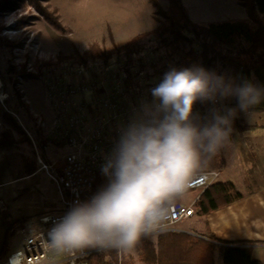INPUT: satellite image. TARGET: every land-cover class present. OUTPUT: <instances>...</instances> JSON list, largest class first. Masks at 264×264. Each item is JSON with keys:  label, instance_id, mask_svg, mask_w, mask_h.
<instances>
[{"label": "clouds", "instance_id": "9594fccd", "mask_svg": "<svg viewBox=\"0 0 264 264\" xmlns=\"http://www.w3.org/2000/svg\"><path fill=\"white\" fill-rule=\"evenodd\" d=\"M150 91L153 101L123 128L101 167L107 183L47 230L49 251H132L142 239L164 231L176 200L230 144L238 112L264 103V88L236 84L199 66L170 69ZM230 97L236 107L194 111L198 101L216 105Z\"/></svg>", "mask_w": 264, "mask_h": 264}, {"label": "trees", "instance_id": "16d2710c", "mask_svg": "<svg viewBox=\"0 0 264 264\" xmlns=\"http://www.w3.org/2000/svg\"><path fill=\"white\" fill-rule=\"evenodd\" d=\"M153 8V17L157 21L156 27L149 31L132 37L122 45H115L109 49H101L100 45L92 42L82 52H76L77 63L100 59L107 63L112 57L122 59V71L127 78L125 83L134 84L136 73L145 67L147 58L143 53L154 54L163 50V56L156 59L161 62L160 71L154 67L160 75L170 69L192 68L194 66L224 76L226 79L241 84L245 81L264 88V0H237L246 12L245 19H227L206 23H196L189 20L186 8L181 0H166L167 4L162 7L157 0H147ZM39 13L50 18L53 25L59 27V23L41 6L37 0H27ZM19 5L18 0H0V14L5 9H11ZM111 32H108L110 36ZM151 36L153 45H148L142 40L143 37ZM111 38V36H110ZM111 42L112 38H111ZM153 57V56H151ZM150 57V58H151ZM176 57V58H175ZM176 59L171 64L172 59ZM151 60V59H150ZM153 60V59H152ZM155 66V63H150ZM136 67V72L131 68ZM167 68V71H163ZM134 75V76H132ZM145 75V74H144ZM163 75H160L163 77ZM160 77V80L162 79ZM2 92L7 98L14 97L11 102L5 99L10 111H20L26 108L17 92L14 81H10L0 72ZM232 103L237 105V100L232 97ZM200 103V102H199ZM253 111H264V103L256 106ZM250 110V111H252ZM11 120L16 119L9 113ZM107 183V177L98 173L93 179L92 196ZM230 180L217 181L201 193L195 202L197 215H205L222 206L228 205L245 194L239 192ZM8 223V229L11 225ZM12 229V228H11ZM216 238L209 235L195 236L183 231H165L156 236L155 241L142 239L139 247V259L145 264H214V252L219 250L222 264H259L252 257V241L241 240L228 242V245H218ZM7 244L0 252V260L7 253ZM66 264V263H60ZM86 264H133L118 250H99L86 257Z\"/></svg>", "mask_w": 264, "mask_h": 264}, {"label": "rangeland", "instance_id": "374dc122", "mask_svg": "<svg viewBox=\"0 0 264 264\" xmlns=\"http://www.w3.org/2000/svg\"><path fill=\"white\" fill-rule=\"evenodd\" d=\"M37 1L41 6L45 7L47 12L51 13L59 23V27L53 25L50 18L39 13L33 5L27 3V0H18L19 5L11 9H5L0 14V72L10 81H14L17 92L21 95V100L26 108L25 113L23 108L19 109L22 112H20L22 114L20 117L23 120L26 114L28 116L33 114V119L36 116V114L34 115L35 109L33 104H31L28 97L30 91L37 95L43 91L66 92V89L74 88L81 83H89L92 80V75L94 74L78 76L75 72V65L78 64L76 52H82L92 42L98 43L101 49H109L114 42H111L110 36L107 35L111 29L116 32L114 35L116 36L115 44L120 43L122 40L124 41V39H129L133 34L142 29H149L151 21L148 19V15L151 9L153 10L152 5L147 0ZM157 1L162 7H165L167 4L166 0ZM182 3L187 7L191 19L236 18L245 12V8L239 5L237 0H182ZM196 15H199V18ZM150 37L142 38L148 47L153 45L152 40H149ZM163 54V50L154 52L153 55L147 53V51L143 53V56L148 57L145 60L147 61L145 67L141 72L136 73V77H133L134 81L143 77V73L146 72L148 74V78H143L142 82H140L139 87H142L140 88L142 90L131 83L128 89L125 87V82L124 84L121 83L120 90L125 92L126 88L127 97L125 95V100L129 103L128 107L137 98L144 100L146 103L152 101L153 97L149 89L151 90L153 88L152 85L159 82L160 79V75L155 74L153 69L156 67L160 71L161 62L156 59L162 57ZM175 58L171 60V64L174 63ZM110 61L113 62L112 68L114 72L118 73L122 71L123 61L121 58L117 59V57H114ZM151 62H156V65L151 66ZM131 70L134 74L136 67H132ZM163 71H167V68H164ZM102 74V69L97 70V78H100ZM56 76H59V79ZM0 82V92H2L3 83L1 80ZM105 88L108 91V85ZM86 92L95 91L88 90ZM6 100L15 101L14 97H9ZM26 100H29L30 103H27L28 101ZM232 100V97H230L223 101H218L216 105H212L211 103L201 104L198 101L194 105V111L205 114L212 107L232 105ZM0 104L7 106L3 97H0ZM108 111L110 110H105L103 106H101L100 111L96 109L97 114L100 115L108 116V114L117 112V110L112 113ZM131 114L129 115V120L138 118L143 113L142 111H138L136 113L131 112ZM120 118L117 117V120L113 121V126L122 125ZM39 119L43 121L41 117L36 116V120L38 121ZM246 120L245 118L242 121L246 122ZM261 120H263L262 117L255 119V121ZM238 158L235 156L234 162H232V165H229V174H231L230 177H232L239 187L243 178L245 179L246 177L243 174L245 163L240 160L241 156ZM218 166L220 167V162L218 161V155H216L203 170L215 169L216 171L218 170ZM258 171L260 172V170ZM219 178L224 179V170ZM255 179L259 180L260 178L256 177ZM194 194L195 192H192L190 195L193 196ZM201 221V217L195 212L191 218L184 223L177 224L174 229L198 230L200 229L199 227H202ZM139 247L140 243L132 251L118 250V252L131 259L133 264H139ZM214 253L216 261H220L221 255L219 250H216Z\"/></svg>", "mask_w": 264, "mask_h": 264}, {"label": "crops", "instance_id": "0c3cea01", "mask_svg": "<svg viewBox=\"0 0 264 264\" xmlns=\"http://www.w3.org/2000/svg\"><path fill=\"white\" fill-rule=\"evenodd\" d=\"M185 8L189 20L196 23L247 18L245 10L236 18L191 19L187 7ZM152 12L151 9L148 15V19L151 21L150 28L138 31L129 39L136 36V34L149 32L156 27L157 21L152 17ZM196 17L199 18V15H196ZM110 32L112 41L115 44L116 36L114 35L116 32L113 29ZM129 39H124V41L122 40L115 45L120 46ZM143 74L145 75L136 82L138 89L142 88L139 87L142 79L148 78L146 72ZM160 75L163 74L160 73ZM125 84V87L128 88L129 84L127 82ZM97 92H105V90L100 89ZM0 94L5 100L7 95L3 92H0ZM28 97L35 109L34 115L36 114V116L43 119V125L38 123L36 116L34 121L33 114L29 115L30 117L26 114L23 120L20 117L22 112L10 111L7 106L1 105L2 102L0 104V252L7 244L5 257L21 247V235L18 233V228L22 224L35 219L44 212H59L61 210V200L57 186L46 170L39 169L40 164L37 161V157H39L46 164L57 162L69 150L66 143L57 138V132L49 133V128L52 126V121L56 115L54 109L56 101L50 99L48 92L44 91L38 95L30 91ZM94 98L92 93H85L83 97H79L81 102L91 108L92 114L95 111L92 109ZM26 101L30 103L29 100ZM226 107H236V105L232 104ZM7 113L11 114L16 122L9 119ZM260 117L263 120L255 121ZM245 118L247 119L246 122L242 121ZM217 155L220 162V167L217 168L219 175L224 170V179L219 178V181H232L234 187L245 196L243 199L222 206L205 215H199L202 220V227H199L198 230L177 229L174 231H183L200 237L202 235L213 236L216 238L214 242L222 246L233 241H252L253 243L249 245L252 248V257L258 260L259 264H264V111L252 110L247 114L238 112L234 121L231 142ZM235 156L237 158L241 156L240 160L245 163L243 174L246 178H243L239 187L229 174V165H232ZM256 177L260 179L256 180ZM7 222L10 223L12 229H8ZM156 236L144 239L154 242ZM139 264L145 263L139 259ZM214 264H222L221 260L216 261L215 253Z\"/></svg>", "mask_w": 264, "mask_h": 264}, {"label": "built area", "instance_id": "2783aa9c", "mask_svg": "<svg viewBox=\"0 0 264 264\" xmlns=\"http://www.w3.org/2000/svg\"><path fill=\"white\" fill-rule=\"evenodd\" d=\"M112 57L110 60H113ZM107 63L100 59L81 62L75 65L78 76L94 74L102 69L100 78L94 75L89 83H81L74 88L66 89V92H48V97L55 102L56 115L49 128V133L57 132V138L63 140L69 147L67 153L61 159L50 164L44 163L39 157V169H44L56 184L60 194L61 210L59 212H44L33 220L26 221L18 228L21 235V247L0 260V264H45L66 263L86 264V257L91 253L103 249H88L75 255L56 254L49 251L45 246L47 230L52 223L62 217L74 203L85 201L92 197L93 179L98 173H102L101 167L110 157L112 150L119 139L123 128L131 121V112L142 111L144 100L137 98L131 106L125 100L126 92L120 90L127 78L125 72L116 73L112 68L113 62ZM64 76V75H61ZM60 76V77H61ZM59 79V76H56ZM58 81V80H57ZM108 85V91L105 88ZM122 83V84H121ZM152 86L155 87L156 84ZM119 88V90H118ZM122 88H124L122 86ZM103 89L105 92H86ZM85 93L94 95L92 114L91 108L79 99ZM141 101V102H140ZM153 101V99H152ZM150 101V103L152 102ZM101 106L113 114L100 115ZM121 117V126H113V121ZM43 125L41 119L38 120ZM219 171L215 169L203 170L191 182L184 195L177 199L173 205L168 226L165 231H174L177 224L183 223L195 213V201L201 193L211 184L219 181ZM192 192L195 194L190 195Z\"/></svg>", "mask_w": 264, "mask_h": 264}, {"label": "bare ground", "instance_id": "6f19581e", "mask_svg": "<svg viewBox=\"0 0 264 264\" xmlns=\"http://www.w3.org/2000/svg\"><path fill=\"white\" fill-rule=\"evenodd\" d=\"M0 84H1V82H0ZM0 97H2V94H0Z\"/></svg>", "mask_w": 264, "mask_h": 264}]
</instances>
